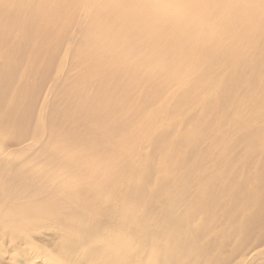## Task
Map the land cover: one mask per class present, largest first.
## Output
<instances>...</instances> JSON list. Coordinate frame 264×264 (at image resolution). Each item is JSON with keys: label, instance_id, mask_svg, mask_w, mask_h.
Instances as JSON below:
<instances>
[{"label": "bare ground", "instance_id": "bare-ground-1", "mask_svg": "<svg viewBox=\"0 0 264 264\" xmlns=\"http://www.w3.org/2000/svg\"><path fill=\"white\" fill-rule=\"evenodd\" d=\"M256 261L264 0H0V264Z\"/></svg>", "mask_w": 264, "mask_h": 264}, {"label": "rangeland", "instance_id": "rangeland-1", "mask_svg": "<svg viewBox=\"0 0 264 264\" xmlns=\"http://www.w3.org/2000/svg\"><path fill=\"white\" fill-rule=\"evenodd\" d=\"M15 254L17 255V253H13L12 256H13V257L15 256V257L17 258V256H16ZM258 262H259V261H256V263H253V264H260V263H258Z\"/></svg>", "mask_w": 264, "mask_h": 264}]
</instances>
